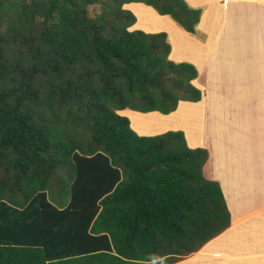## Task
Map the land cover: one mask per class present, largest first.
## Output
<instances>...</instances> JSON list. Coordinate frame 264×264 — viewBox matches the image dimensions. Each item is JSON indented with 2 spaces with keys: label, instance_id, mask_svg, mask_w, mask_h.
<instances>
[{
  "label": "trees",
  "instance_id": "obj_1",
  "mask_svg": "<svg viewBox=\"0 0 264 264\" xmlns=\"http://www.w3.org/2000/svg\"><path fill=\"white\" fill-rule=\"evenodd\" d=\"M130 2L190 33L200 21L185 0H0V264L264 254V217L230 226L204 145L147 135L120 112L169 114L203 93L196 66L169 58L167 32L129 30Z\"/></svg>",
  "mask_w": 264,
  "mask_h": 264
},
{
  "label": "crops",
  "instance_id": "obj_2",
  "mask_svg": "<svg viewBox=\"0 0 264 264\" xmlns=\"http://www.w3.org/2000/svg\"><path fill=\"white\" fill-rule=\"evenodd\" d=\"M220 1L222 12L213 22L212 38H209L211 30L204 39L198 37L212 42L201 67L208 73V85L202 88L194 83L202 91L205 89L207 95L217 96L215 104L210 102L208 106L212 111L207 117L213 122L212 136L218 144L212 149L211 145H205L213 165L206 176L217 180L222 187L231 212L230 226L240 220L260 224L264 217V199L250 195L258 193L264 198V0ZM131 4L139 3H126L124 7L130 9ZM201 74L203 77L204 73ZM202 77L198 79L205 86ZM239 143L235 151L234 144ZM251 201L256 203L255 207L250 206ZM247 205L250 207L246 208ZM248 234L249 230L245 232ZM246 259L250 264H264V254L228 257L224 264H246L243 263Z\"/></svg>",
  "mask_w": 264,
  "mask_h": 264
},
{
  "label": "rangeland",
  "instance_id": "obj_3",
  "mask_svg": "<svg viewBox=\"0 0 264 264\" xmlns=\"http://www.w3.org/2000/svg\"><path fill=\"white\" fill-rule=\"evenodd\" d=\"M191 7L198 8L200 6L203 8L200 14V23L195 25V32L188 33L179 24L174 21V19L169 14H160L154 8L148 6L142 2H136L139 4L129 5L130 10L136 15L137 21L133 26L129 27V30H134L135 28L141 29L145 32H167V41L171 44V52L169 58H174L179 61L192 62L195 66L199 68L197 79L192 80L193 83L205 88L208 85L207 75L205 70H201L202 65L205 63L207 58V51L212 42L201 41L199 38H205L206 32L208 33L212 27L213 22H216L218 16L222 12L221 1L220 0H185ZM103 4H95L89 7V12L91 16H95L102 11ZM213 32L210 31L209 38H212ZM199 37V38H198ZM207 48V50H206ZM197 68V67H196ZM201 70V71H200ZM201 72L204 73L203 77ZM199 78H203L205 86L199 81ZM216 79V78H215ZM214 79V80H215ZM219 82L222 84L221 76L218 75ZM238 81V80H237ZM240 81V80H239ZM238 81V82H239ZM217 84L216 82H213ZM198 87V88H200ZM240 87V86H238ZM208 96L212 97V101H209ZM217 101V96L213 97L212 93L207 95V91L203 89L200 100L198 101H188L180 100L178 106L175 110L167 115H162L158 111H152L150 113H143L141 111H132L131 109H126L120 111L122 114L129 116L131 120V125L135 129L146 133L147 135L158 134L165 132L167 130H182L186 136V140L189 146L198 147L202 145H207L211 149L212 146L217 147V142L212 136L213 122L208 120V115H210L212 109H208L210 102ZM234 111V110H232ZM231 111V113H232ZM230 114V113H229ZM216 125V132L218 131V125ZM239 144H234L232 149L237 150ZM207 148V147H206ZM211 159L207 158L203 166V174L206 176L208 169L212 168L213 165L210 162ZM207 177V176H206ZM209 178V177H207ZM210 179V178H209ZM213 180V179H211ZM217 181V180H215ZM242 199V195H238ZM250 196H260L258 193H252ZM225 197V196H224ZM226 200V198H225ZM259 200V199H258ZM259 203V201H256ZM250 206L255 207L254 201L250 202ZM258 205V204H257ZM246 206V208L250 207ZM262 206V205H261ZM228 207V206H227ZM229 208V207H228ZM230 211V209H229ZM231 214V212H230ZM200 254H193L190 257L183 260L184 264H194L198 261ZM228 258H226L227 260ZM225 260V262H226ZM232 260V258L230 259ZM243 263L250 264L249 259H246Z\"/></svg>",
  "mask_w": 264,
  "mask_h": 264
},
{
  "label": "bare ground",
  "instance_id": "obj_4",
  "mask_svg": "<svg viewBox=\"0 0 264 264\" xmlns=\"http://www.w3.org/2000/svg\"><path fill=\"white\" fill-rule=\"evenodd\" d=\"M212 99V97L211 96H209V100H211ZM209 100H208V102H209Z\"/></svg>",
  "mask_w": 264,
  "mask_h": 264
},
{
  "label": "clouds",
  "instance_id": "obj_5",
  "mask_svg": "<svg viewBox=\"0 0 264 264\" xmlns=\"http://www.w3.org/2000/svg\"><path fill=\"white\" fill-rule=\"evenodd\" d=\"M195 66V65H194ZM164 114V113H163Z\"/></svg>",
  "mask_w": 264,
  "mask_h": 264
}]
</instances>
